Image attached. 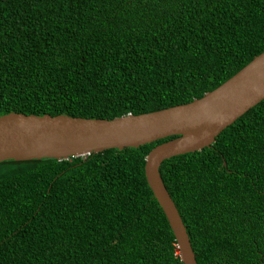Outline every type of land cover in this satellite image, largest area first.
Segmentation results:
<instances>
[{
    "label": "trees",
    "instance_id": "trees-1",
    "mask_svg": "<svg viewBox=\"0 0 264 264\" xmlns=\"http://www.w3.org/2000/svg\"><path fill=\"white\" fill-rule=\"evenodd\" d=\"M264 52V0H0V116L186 104ZM138 148L0 162V264H183ZM160 173L198 264H264V100Z\"/></svg>",
    "mask_w": 264,
    "mask_h": 264
},
{
    "label": "water",
    "instance_id": "water-1",
    "mask_svg": "<svg viewBox=\"0 0 264 264\" xmlns=\"http://www.w3.org/2000/svg\"><path fill=\"white\" fill-rule=\"evenodd\" d=\"M264 100V52L192 102L112 120L9 113L0 116V162L68 160L109 149L138 148L171 136L146 157L145 174L176 238L183 264H198L190 236L160 173L175 156L211 147L217 136Z\"/></svg>",
    "mask_w": 264,
    "mask_h": 264
}]
</instances>
